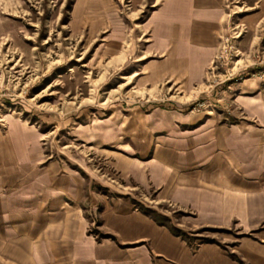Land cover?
Returning a JSON list of instances; mask_svg holds the SVG:
<instances>
[{"label":"crops","instance_id":"0c3cea01","mask_svg":"<svg viewBox=\"0 0 264 264\" xmlns=\"http://www.w3.org/2000/svg\"><path fill=\"white\" fill-rule=\"evenodd\" d=\"M225 2L120 0L121 25L140 18L135 60L149 58L132 77L185 88L203 81ZM228 97L227 118L122 112L113 156L133 189L125 192L48 153L38 127L9 118L0 125V264H264V76L233 84ZM137 191L187 212L183 230L228 232L190 240L140 209Z\"/></svg>","mask_w":264,"mask_h":264},{"label":"rangeland","instance_id":"374dc122","mask_svg":"<svg viewBox=\"0 0 264 264\" xmlns=\"http://www.w3.org/2000/svg\"><path fill=\"white\" fill-rule=\"evenodd\" d=\"M124 14L131 12L127 2ZM128 12V13H127ZM128 16V17H127ZM120 0H0V125L19 117L38 127L46 150L92 172L109 188L133 191L114 156L120 116L132 108L179 110L227 118L230 87L264 76V0H226L220 45L204 80L189 88L134 76L139 57L134 24ZM130 49L127 50V45ZM131 75V76H129ZM128 147L129 146H124ZM140 209L197 241L228 230L181 229L187 212L137 191Z\"/></svg>","mask_w":264,"mask_h":264}]
</instances>
